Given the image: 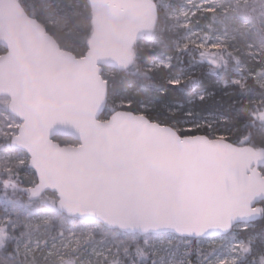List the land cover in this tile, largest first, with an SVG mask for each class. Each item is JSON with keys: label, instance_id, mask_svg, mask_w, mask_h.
<instances>
[{"label": "water", "instance_id": "obj_1", "mask_svg": "<svg viewBox=\"0 0 264 264\" xmlns=\"http://www.w3.org/2000/svg\"><path fill=\"white\" fill-rule=\"evenodd\" d=\"M88 3L93 32L88 51L76 56L18 1L0 0V96L20 121L10 147L28 156L32 195L55 193L65 215L127 234L208 239L258 219L261 151L181 135L129 110L101 118L102 69L129 64L131 45L153 29L157 9L152 0Z\"/></svg>", "mask_w": 264, "mask_h": 264}, {"label": "trees", "instance_id": "obj_2", "mask_svg": "<svg viewBox=\"0 0 264 264\" xmlns=\"http://www.w3.org/2000/svg\"><path fill=\"white\" fill-rule=\"evenodd\" d=\"M16 1L29 16L44 25L61 48L76 56L88 51L93 32L88 0ZM152 1L157 9L156 22L148 34L135 41L134 59L126 67L102 69L107 82V101L101 118L106 119L120 109L129 110L144 114L160 124L170 125L181 135L204 134L215 138V133H223L224 139L233 144L250 145L264 152V67H260L258 62H247L245 56L249 43L258 44L263 40L264 4L249 1L230 12L197 11L190 27L199 29L201 36L216 29L233 33L228 46L211 54L191 46L184 48L181 44L182 29L171 27L173 19L168 14L185 0ZM49 15H55L58 23L48 24L46 18ZM246 18L255 22L257 31L240 26ZM4 51L0 42V54ZM166 57L170 61L167 67H153L154 62ZM242 64L248 67H241ZM240 73L244 78L237 81ZM172 77H179L180 81L169 82ZM7 100V97L0 96L1 122L5 116L16 119L7 111ZM184 119L193 123L207 121L194 129L178 130L177 124ZM11 137L0 138V157L12 151ZM55 140L60 144H75L68 137H55ZM260 169L264 174V161ZM35 184V172L28 167V160L18 164L8 158L0 162V219L7 216L10 220L0 225L4 238V244L0 246V264H43L40 257H25V251L19 248L27 230L22 226L11 227L15 211L25 217L31 209L42 211L45 206L55 209V220L32 226L27 231H44L48 243L61 237V231L68 225L66 222L76 227L93 226L96 234L82 235L83 240L88 244L101 240L111 251L105 257L86 264H152L145 241L168 234H127L108 229L96 221L69 217L57 209L55 193L32 195L31 189ZM43 196H52L55 205H44ZM260 208L258 219L248 224H236L222 235L227 237L232 234L245 242L242 249L245 264H264V251L260 245L264 241V200L260 202ZM180 239L189 241L190 250L184 261L176 264H197L202 252L214 248L203 247L208 241L206 238ZM78 251L79 248L68 252L64 256L66 262L62 264H79L76 257Z\"/></svg>", "mask_w": 264, "mask_h": 264}, {"label": "rangeland", "instance_id": "obj_3", "mask_svg": "<svg viewBox=\"0 0 264 264\" xmlns=\"http://www.w3.org/2000/svg\"><path fill=\"white\" fill-rule=\"evenodd\" d=\"M264 4V0H185L182 2L177 9L172 10L169 15L173 19L172 29H182V41L181 44L184 48L191 46L192 48L203 49L206 52L218 51L228 46L233 38V33L230 30H214L208 32L205 35H200V30L195 27H190L191 19L197 11H213L220 10L222 12L234 11L237 6H243L247 2ZM257 2V3H258ZM48 24H57L58 19L55 15H49L46 18ZM242 28H251L256 30L255 22L252 19L246 18L240 23ZM263 40L258 44L249 43L246 51L247 62L254 63L258 62L260 67H264V36ZM134 46L131 48L130 62L134 59ZM193 51V49H191ZM209 58H212L210 56ZM129 62V63H130ZM170 61L169 58H162L154 62L153 67L164 66L167 67ZM241 67H248L246 64H242ZM240 73L237 81H242L244 76ZM179 77H172L169 82L178 83ZM4 104V103H3ZM15 118V117H14ZM191 120H181L177 124L178 130H189L194 129L202 124L203 122H190ZM20 125V121L17 119L5 118L0 121V138H9L17 133V128ZM215 138H224L223 133H215ZM264 155V152H262ZM11 159L14 163H23L28 160L26 153L12 149L7 155L0 157V162H5L7 159ZM3 198V194H1ZM44 205L52 203L55 205V201L52 196H43ZM55 209L46 207L42 211L31 209L29 213L24 217L14 212L12 221V228L22 226L25 230L29 231L30 227L35 225L41 226L43 223H49L55 220ZM10 221L7 216L0 219V225L3 222ZM68 225L66 229L61 231V237L48 243V238H44L45 232L41 230H33L30 232L25 231V236L21 238L19 248L25 251L27 256L40 257V263L53 264V262L65 263V255L78 249L76 257L79 259V264H86L92 260H99L102 257L110 254V248L104 244L101 240H95L93 243L83 240L82 235L85 234H96L93 226L90 225H77L74 226L71 223L66 222ZM5 233L7 232V225L4 224ZM243 228V227H242ZM24 231V230H23ZM24 233V232H23ZM52 238V237H50ZM179 237L168 233L165 236L159 238H150L145 241V246L148 249V255H151L152 264H176L182 263L187 257L190 250V243L187 240H182ZM203 245L204 248L214 246L213 249L204 251L201 254V258L197 264H245L242 258V249L244 241L242 239H236L231 234L230 236H218L208 238ZM4 244V238L0 230V246ZM262 250L264 251V241L261 242ZM32 260V259H31ZM30 261V259L28 260ZM247 264V263H246Z\"/></svg>", "mask_w": 264, "mask_h": 264}, {"label": "flooded vegetation", "instance_id": "obj_4", "mask_svg": "<svg viewBox=\"0 0 264 264\" xmlns=\"http://www.w3.org/2000/svg\"><path fill=\"white\" fill-rule=\"evenodd\" d=\"M133 44H135V43H133ZM133 44L131 45V48H132Z\"/></svg>", "mask_w": 264, "mask_h": 264}]
</instances>
